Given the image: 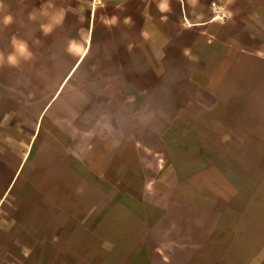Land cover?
Listing matches in <instances>:
<instances>
[{"label":"crops","instance_id":"obj_1","mask_svg":"<svg viewBox=\"0 0 264 264\" xmlns=\"http://www.w3.org/2000/svg\"><path fill=\"white\" fill-rule=\"evenodd\" d=\"M213 1L169 0L168 11L159 9L162 0L155 3L161 20L191 23L184 38L195 44L194 55L206 66L214 58L219 63L223 57L227 62L228 57L238 61L249 53L227 28L213 29ZM0 3V17H13L11 25L0 24V53L5 57L0 70H36L28 85L37 86L45 75L55 79L43 95L11 92L6 87L17 85L20 79L7 83L0 78V264L77 261L90 252L85 245L92 246L93 264H264V200H254L264 199V191L245 196L253 199L249 202L252 212L245 214L247 223L231 224V230L246 231V239L233 233L215 246L211 231L204 232L199 244L192 235L181 239L175 233L182 229V223L175 220L178 206L173 201L171 206L144 202L156 190H144L152 181H145L143 175L136 180L141 188L128 193L122 203L112 200L114 191L106 195L101 189L102 183L112 188L120 182L131 183L120 174L132 170L146 149L132 140L126 111L118 125L114 76L116 70L128 73L144 68V0H101L95 7V0ZM5 6L13 12L4 13ZM61 10L62 22L45 35L42 25L52 24ZM113 16L118 18L114 26L102 25L103 17ZM14 36L25 41L32 53L30 59L20 58L16 67L6 62L14 51ZM88 190L93 197L92 221L54 220L48 199L59 200L56 213L63 215L81 203ZM189 208L187 224L192 228L197 215L207 214ZM114 212L129 215V220L108 221ZM101 214L110 216L101 221ZM166 214L172 215L170 220L164 219ZM207 224L203 222L204 230L214 229ZM166 235L176 251L173 256L157 244Z\"/></svg>","mask_w":264,"mask_h":264},{"label":"rangeland","instance_id":"obj_2","mask_svg":"<svg viewBox=\"0 0 264 264\" xmlns=\"http://www.w3.org/2000/svg\"><path fill=\"white\" fill-rule=\"evenodd\" d=\"M156 1L144 0V68L135 67L128 73L116 70L114 75L118 125H122L126 111L125 122L132 130V140L144 144L146 149L132 170L120 174L131 179V183L120 182L113 188L102 183L101 189L106 195L114 191L112 200L122 203L128 193L140 187L136 180L143 175L156 190L153 197H144V202L171 206L173 201L178 206L175 220L182 223V229L175 233H180L181 239L192 235L200 240L199 244L205 231L212 232L215 246L233 233L246 239V231L230 228L234 222L247 223L245 216L252 212L249 202L253 199L245 196L252 191H264V0L211 3L213 29L227 28L230 35L244 42L249 53L238 61L228 57L227 62L223 57L219 63L214 58L207 66L194 55L195 44L184 38L191 23L161 20V12L155 9ZM3 11L13 12L11 6H5ZM111 18L103 17L102 25ZM135 62L133 58V66ZM35 72L4 67L0 78L7 83L13 78L20 79L17 85L6 87L11 92L44 95L51 87L48 83L55 79L50 78L52 74L45 75L37 86L28 85L32 83L28 78H33ZM144 190L149 189L144 186ZM86 193L81 203L73 204L63 215L56 213L60 210L59 200L48 199L54 220L92 221V192ZM189 207L207 214V217L197 215L192 228L187 224ZM105 216L110 214H101V221ZM171 216L166 214L164 219L170 220ZM129 217L114 212L108 221L125 222ZM203 222L214 229L204 230ZM157 244L165 247L170 256L176 254L167 235ZM84 248L90 252L79 256L77 261L57 264H93L92 246Z\"/></svg>","mask_w":264,"mask_h":264},{"label":"clouds","instance_id":"obj_3","mask_svg":"<svg viewBox=\"0 0 264 264\" xmlns=\"http://www.w3.org/2000/svg\"><path fill=\"white\" fill-rule=\"evenodd\" d=\"M100 3H101V0H95L93 7H95L97 4H100ZM2 6H3L2 3H0V7ZM158 7L161 11H168L169 10V0H162V2L158 5ZM63 18H64V13H63V10H61L55 17H53L52 24L42 25L45 35L51 32L53 25L61 23ZM117 19H118L117 17L113 16L111 19H105L104 23L112 25L117 22ZM125 22L127 23L128 19H126ZM12 23H13V17L11 14L0 17V24H3L4 26H8V25H11ZM12 46H13L14 51L6 57V62L9 66L16 67L19 64L20 58L30 59L32 57V53L29 51L28 45L25 41L19 40L14 36L12 38ZM4 63H5V57L3 53H0V65H3ZM147 187L150 190L152 188V185L149 184Z\"/></svg>","mask_w":264,"mask_h":264},{"label":"snow or ice","instance_id":"obj_4","mask_svg":"<svg viewBox=\"0 0 264 264\" xmlns=\"http://www.w3.org/2000/svg\"><path fill=\"white\" fill-rule=\"evenodd\" d=\"M222 11V10H221ZM221 17H217V19H220ZM77 51L79 50V49H76ZM149 187H151V186H149Z\"/></svg>","mask_w":264,"mask_h":264}]
</instances>
